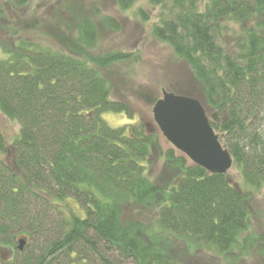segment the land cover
<instances>
[{
    "label": "trees",
    "instance_id": "1",
    "mask_svg": "<svg viewBox=\"0 0 264 264\" xmlns=\"http://www.w3.org/2000/svg\"><path fill=\"white\" fill-rule=\"evenodd\" d=\"M115 1L127 10L137 0ZM149 1L161 9L153 35L198 83L183 95L216 114L211 125L249 191L194 164L158 128L107 124L106 112L135 113L111 99L100 69L132 53L3 43L0 114L20 128L12 143L0 129V264H245L251 254L256 238L241 236L253 193L264 190V0ZM31 2L0 0V26L18 30ZM51 4L76 22L83 48L96 46V25L72 0ZM226 22L242 26L233 49ZM101 24L118 27L109 17ZM257 242L264 256V235Z\"/></svg>",
    "mask_w": 264,
    "mask_h": 264
},
{
    "label": "rangeland",
    "instance_id": "2",
    "mask_svg": "<svg viewBox=\"0 0 264 264\" xmlns=\"http://www.w3.org/2000/svg\"><path fill=\"white\" fill-rule=\"evenodd\" d=\"M52 1L32 0L18 16L21 24L18 25V30L13 26L18 33L17 37L13 36L14 29L8 31L0 26V46L3 43L14 45L20 39L43 50L62 53L83 49L85 53L94 56L118 52L135 55L133 61L100 69L111 85V99L127 104L135 113L133 118L125 112L104 113L102 118L112 128L142 123L146 128L156 130L158 126L154 120L153 108L155 101L162 98L163 91L183 95L192 94L199 88L187 62L179 58L168 44L153 35V25L158 22L161 9L152 5L149 0H137L127 10L121 9L115 0H72V10L82 13L97 27L98 42L90 50L83 48L76 22L70 21L69 14L60 12L58 15L55 5H50ZM105 17L114 19L118 27L113 29L103 26L101 21ZM251 24L249 22L248 26ZM222 26L223 39L233 49L235 37L241 32L242 26L234 22H226ZM207 114L212 119L213 113ZM19 128L17 122L0 114V129L6 131L11 143L18 135ZM228 174L249 191L234 166ZM251 215V226L241 239L251 235L256 241L252 243L251 254L244 263L264 264V256L258 252L257 246L258 237L264 235V190L253 193ZM2 255L8 259L13 257L14 252L4 249Z\"/></svg>",
    "mask_w": 264,
    "mask_h": 264
},
{
    "label": "water",
    "instance_id": "3",
    "mask_svg": "<svg viewBox=\"0 0 264 264\" xmlns=\"http://www.w3.org/2000/svg\"><path fill=\"white\" fill-rule=\"evenodd\" d=\"M154 120L165 139L194 164L212 174H227L234 160L211 125L202 103L189 96L163 91L154 105ZM213 117L218 120L216 114ZM27 239H19L23 251Z\"/></svg>",
    "mask_w": 264,
    "mask_h": 264
}]
</instances>
